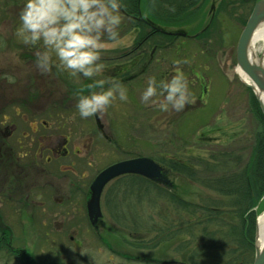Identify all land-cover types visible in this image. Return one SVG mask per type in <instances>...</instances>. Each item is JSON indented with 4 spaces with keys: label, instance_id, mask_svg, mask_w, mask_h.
Segmentation results:
<instances>
[{
    "label": "rangeland",
    "instance_id": "obj_1",
    "mask_svg": "<svg viewBox=\"0 0 264 264\" xmlns=\"http://www.w3.org/2000/svg\"><path fill=\"white\" fill-rule=\"evenodd\" d=\"M220 1L204 0L199 11L188 13L184 21H181L182 27L178 25L175 28H168L167 26L164 28L185 29L194 35L196 30L207 26L209 19L217 15V6ZM143 3L144 14L147 16L149 15L148 0H143ZM23 6L24 0H0V36L9 42L8 46L0 47V96H2L4 103L13 105L24 100L25 103L35 106L36 110L32 108L31 115L28 114L30 120L33 115H37L35 118H39L40 112L38 111L47 104L55 103V101L65 100L66 103L74 105L72 102L76 103L78 95H75V99H73L72 95L69 96L65 93L66 88L63 85L60 84L59 89H57L55 82L52 81L48 88L46 87L45 81L41 78L44 72L36 63L37 55L44 50L43 47L41 45H25L17 34L20 26L19 14ZM8 9H12V11L8 13ZM242 10L240 8L235 11L230 10L233 12L230 16L220 15L221 21L218 28L220 31L217 32L218 35L214 34L210 41L202 38L198 40L179 36L174 42L161 37L159 44L162 45L163 42L164 44L160 47L156 43L150 44L151 47L146 48L147 56L152 54L155 57L153 66L156 65V69L152 70L151 68L146 71L143 77L138 78L139 73L133 72L129 81L121 83L127 89V101L121 102L117 99L108 108L107 114L102 116L107 122L110 118L112 119V130L115 132L113 138L117 139L113 140V146L101 141L97 143L96 152L91 159L93 160L91 172L116 159L127 157L128 155L125 153L118 154L122 143L127 142L128 147L126 149L130 155L149 156L152 154L159 158L164 155L178 156L183 159L178 160L181 162L180 164L187 165L188 170L192 173V175L187 176L188 182L177 181L179 184L188 186V190H184L185 192L180 194L181 199L188 200V209L184 208L182 202L172 200L170 203L166 194L160 195V193L153 194V197L157 196L156 199L158 200L156 209L150 211L151 207L145 206V210H147L145 213L147 215L150 213L149 222H147V228L143 226V230L140 232H152L151 236H156L158 233L157 236L161 241L160 250H156L158 253L154 255L151 254V250H145L146 255H151L156 259L188 258L189 260L191 256L190 264H240V259L245 257L247 248L243 249L239 243L225 244L224 239H222L225 237L224 233L233 238L238 237L233 228L234 226L240 227V218L235 216L233 211L234 200L240 198L234 194H225L226 191L231 192V189L229 185H225L224 176L233 175L235 171L240 173L244 169L247 160L253 155L256 143L255 134L264 128V121L258 120L250 110L251 90L245 86L235 71L237 42L244 27L239 21ZM121 18L122 23L119 31L122 41L120 43H107L101 57L104 71H108L110 67L113 69L117 65H122L120 59L113 60L111 58L124 56L137 40L135 30L130 29V25L125 24L128 21H125L122 13ZM154 48H156L155 52H153ZM157 57L176 59L182 63L183 69L188 68V72L186 69L182 74L188 73L189 91L193 99L199 97L205 89L202 105H196L193 100L196 108L193 107L194 109L192 108L193 110L188 113L185 121L179 125L169 120L172 118V114H177V112L173 113L172 109L169 108L164 119L157 118L151 111L152 107H146L140 99L149 77H157V80L163 78L157 75V65H161L165 70L168 63H164L163 60L158 61ZM52 58H55L54 54H52ZM150 64L151 62L148 66ZM171 66L179 67L176 64ZM189 70H193V73L192 71L190 73ZM104 71L101 76L93 79L112 81L113 77L108 73L105 75ZM8 76L14 78V83L8 82L6 79ZM80 78L82 77L80 76ZM76 82L83 83L82 80ZM200 84L204 87L202 88ZM99 90L101 89L96 91ZM110 109L112 110L111 115L108 114ZM71 116L73 119L74 113ZM13 119L18 118L14 117ZM80 123L85 129L91 128V123L87 118L81 119ZM139 140L143 144L138 148L135 145ZM131 144H133V148ZM225 156L231 157L232 160L231 167H233L230 168L229 172L223 171L221 160ZM240 175L238 174L239 178ZM229 179L231 178L228 177ZM179 192L181 193L180 190ZM219 205H222L224 212L228 213L226 216L223 214L224 217L222 218V220H226V224H220L222 222L216 220L201 223V219H204L202 215L206 212L205 206L216 207ZM9 208L1 210L2 215H11L19 219L21 214L24 217L22 214L24 209H17L14 211L15 214H12ZM254 209L257 218L259 212L264 211V194ZM48 211L54 212L56 207L51 205L48 207ZM79 216L83 217L80 219L82 223L77 224L80 227V234L75 233L74 240L69 238L70 234L67 231L64 236L58 231L53 243L52 239H49L48 242L43 241L44 230H48L49 227L52 231L56 230V227L51 224H47L45 227L41 224L27 222L17 224V220L13 222V218L10 220L11 223L9 220L2 219L0 228L9 231L10 227L13 228L15 245L32 251L35 254L37 264H47L52 260H57L55 255H50L51 253L55 254L56 250L60 251L59 261L71 263V257L67 255L68 249L71 247V243L78 238L82 241V254L88 256L90 250L95 252L96 264H127L121 259L110 261L108 254L102 250L105 247L97 239L94 240L91 232L87 231L84 214L78 213ZM243 217L247 219V214H244ZM109 221L113 222L110 228L112 227L114 232L122 230V228L125 232L127 230L132 231L134 228L131 226L128 229L116 224L114 220L110 219ZM211 238L216 240H213L210 245L208 239ZM149 239L151 238L146 240ZM127 248L132 249V246Z\"/></svg>",
    "mask_w": 264,
    "mask_h": 264
},
{
    "label": "flooded vegetation",
    "instance_id": "obj_2",
    "mask_svg": "<svg viewBox=\"0 0 264 264\" xmlns=\"http://www.w3.org/2000/svg\"><path fill=\"white\" fill-rule=\"evenodd\" d=\"M10 11L12 9H8V13ZM122 13L128 18V25H130V29L135 30L136 37L139 36L145 24L148 25V32L151 29L156 30V25L151 24L142 10L135 14L123 11ZM138 22L144 23L142 27L136 25ZM195 35L197 34L188 36L187 33L186 36L195 38ZM175 40L176 38L172 39V42ZM8 43L4 37L0 36V47L8 46ZM143 44V42L135 41L131 50L124 56L111 58L113 60L120 59L122 65H117L113 69L110 67L108 71H104V74L108 73L113 77L112 81L124 83L129 81L133 72L139 73L138 78L143 77L146 71L151 68L155 70V64V66L153 64L148 66L150 61H155V57L145 56V51L141 48ZM52 59L53 65L48 71L42 70L44 75H41L47 88L52 82H55L57 89L61 84L66 88L65 93L69 96L72 95L73 99H75V95L89 93L88 84L92 83V80L72 76L59 66H55V58ZM156 59L168 63L165 70L161 65H157V75L163 77L161 79H170L177 69L181 73L186 69L188 72V68L183 69L182 63L176 59L172 60L173 58L167 57H157ZM173 64L179 65V67L171 66ZM191 71L193 73V70ZM191 71L189 70L190 73ZM184 77L188 81V73ZM77 80H82L83 83H77ZM112 81L106 80L103 88L109 86ZM200 85L202 88L204 87V85ZM97 89L100 88H94L91 91ZM204 92L205 89L199 97L193 99L196 105H202ZM72 103L74 105L61 100L47 104L38 111L40 112L39 118H35L37 115H33L34 118L29 120L31 109L36 110L35 106L25 103L24 100L13 105L4 103L0 96V221L6 219L10 222L14 218L11 215H2L1 210L10 207V213L15 214L14 211L17 209H24L26 211L22 212L24 217L20 214L19 219L14 218L13 222L17 220V224L36 223L44 227L47 224L54 225L55 231L49 227L42 234L43 241L48 242L49 239H52L53 243L58 231L63 236L67 231L71 240H74L75 233L80 234V227L77 224L82 223L80 219L83 217H78V213L82 212L87 222V231L91 232L94 240L97 239L105 247L102 250L108 254V259L112 262L121 259L127 264H190L188 258L159 260L151 255H146L145 250H151V254L156 255L158 253L156 250L161 248V241L157 236L158 233L156 236H151L152 232H140L143 230V226L147 228V222H149L150 213L146 214L145 206L151 207L150 211L156 209L158 200L157 196L153 197L155 193L166 194L169 202L172 200L182 202L185 205L184 208L188 209V200L181 199L180 195L188 190V186L177 183V181L188 182L187 176L192 175L187 165L180 164L181 162L178 161L183 159L174 155H164L161 157L162 159L152 154L149 156L130 155L126 149L128 147L126 142L122 143L121 149L117 152L118 154L125 153L128 155L127 157L116 159L91 172L93 162L91 159L96 152L97 143L101 141L113 146V140L117 139L113 138L115 132L112 130V119L110 118L111 121L107 122L102 117L103 115L89 117L87 120L91 123V128L85 129L83 125L81 126L76 103ZM193 107L196 108L194 103L186 105L179 112L172 109V112H177V114H172L170 122L176 125L184 122L188 113L194 109ZM151 111L157 118L163 119L167 113V111L161 113L162 111L156 107H152ZM72 113H74L73 119ZM108 114H112L111 109ZM14 117L18 119H13ZM136 144L135 146L139 148L143 142L139 140ZM131 145L133 148V144ZM141 157H148L162 166L166 172L163 179L152 180L133 173L114 178L106 184L102 191L100 198L102 214L93 224L88 212V202L92 195L91 185L96 176L112 164ZM51 205L56 207V211H48V207ZM109 218L122 227L129 229L132 226L131 228H134L132 231L125 232L122 228L117 231L118 233L114 232L112 227L110 228L113 222L109 221ZM12 231L11 227L10 231L0 228V264H37L32 251L15 245ZM148 238L151 239L146 240ZM112 239L114 240L112 241ZM128 246H132V249H128ZM81 248L82 241L78 238L71 243V247L68 249L67 255L71 257V263L59 261L60 251L56 250L55 254L51 253L50 255H55L57 260H52L47 264H96L95 252L90 250L87 256L82 254Z\"/></svg>",
    "mask_w": 264,
    "mask_h": 264
},
{
    "label": "clouds",
    "instance_id": "obj_3",
    "mask_svg": "<svg viewBox=\"0 0 264 264\" xmlns=\"http://www.w3.org/2000/svg\"><path fill=\"white\" fill-rule=\"evenodd\" d=\"M121 7L122 0H24L17 34L25 45L43 47L37 66L48 71L54 54L57 66L64 71L92 80L89 93L78 95L76 108L81 119L100 117L117 99H128L127 89L119 81L105 89V80L93 79L104 71L101 57L107 43L122 41ZM6 79L14 83L13 77ZM94 88L101 90L91 91ZM140 99L146 107L161 111L171 108L179 112L193 103L188 81L178 69L167 80L149 77ZM262 217L264 211L259 212L258 223Z\"/></svg>",
    "mask_w": 264,
    "mask_h": 264
},
{
    "label": "trees",
    "instance_id": "obj_4",
    "mask_svg": "<svg viewBox=\"0 0 264 264\" xmlns=\"http://www.w3.org/2000/svg\"><path fill=\"white\" fill-rule=\"evenodd\" d=\"M202 1L203 0H148L147 8L149 15H147V17L151 22L157 24L159 23L160 25L167 26L168 28L178 27V25L182 27V25L180 24L181 21H184L185 17L188 16V13H196L197 11H199L200 8L198 7V5ZM256 1L257 0H221L219 5L217 6V15L209 19L210 21L207 26L202 27L200 30H196L195 33H199L198 35H196V39L200 40L202 38L210 41L211 39H213L214 34L218 35L217 32L220 31L218 29L220 27L221 21L220 15L225 16L226 14V16H230L232 15L231 13H233L230 12V10L235 11L238 8L243 9L239 21L240 23H242V25H245ZM139 10L144 11L143 0H122L121 11L128 14H135L138 13ZM125 21H129L128 18L125 19ZM125 24L127 25L128 22ZM142 24L144 23H136V25L140 27H142ZM147 26V24L143 25V30L136 40L137 42L144 43L141 48L145 51L146 57H148L146 48L151 47L150 44L156 43L158 47H160L164 44V42L162 45L159 44L161 43V37L162 39H167L169 41H172V39L175 38L172 35L158 32L155 29H151L148 32ZM185 31L189 36V31ZM150 62V65L152 66L153 62ZM249 106L251 112L255 114V117L260 121H264V117L260 110L258 101L253 93L251 94ZM255 135L256 143L253 149V155L249 158V160H247L244 169L241 170L240 173H236L235 171L233 175L224 176V181L226 182H224L225 185H229V188L231 189V192L226 191L225 194H234L240 198L234 200L235 205L233 207L235 216L237 215L240 218V227L234 226L233 228V231L238 235V237L233 238L228 233V236L224 233L225 237L222 239H224L225 244L239 243V246L243 249L247 248V251H245L247 253L245 254V257H242L240 259V264H251L253 261V241L256 228V212L254 208L256 207L259 199L264 194V128L257 131ZM223 160H221L223 171L229 172L231 170L230 168L233 167H231V157L227 158L225 156ZM238 174H241L240 178L238 177ZM228 177L231 179L228 180ZM222 207V205L216 207L205 206L204 210L206 212L202 215L204 219H201V223L205 221L211 222L216 220L218 222H222L220 224H226V220H222V218L228 215V213H225ZM192 212L194 213V211ZM223 214L225 215L223 216ZM244 214H247V219L243 217ZM206 226L208 227V224ZM208 240L210 241L211 245L212 241L216 239L211 238ZM189 260L192 261L191 256L189 257Z\"/></svg>",
    "mask_w": 264,
    "mask_h": 264
},
{
    "label": "water",
    "instance_id": "obj_5",
    "mask_svg": "<svg viewBox=\"0 0 264 264\" xmlns=\"http://www.w3.org/2000/svg\"><path fill=\"white\" fill-rule=\"evenodd\" d=\"M262 24H264V0H258L255 3L240 34L236 47V58L237 67L249 77L252 83H246L243 80L242 82H244V84L254 92L264 116V104L259 97V93L264 94V63L262 61L255 60L251 54V42L253 35L257 28ZM158 30L163 31L161 28ZM168 33L185 34L183 32ZM128 173L140 174L152 180H161L166 172L162 166L155 163L148 157L120 161L105 168L98 174L91 185L92 195L88 202V212L93 224L96 223L102 214L100 198L106 184L114 178ZM256 235L255 259L253 264H264V246L260 248L257 244L258 230Z\"/></svg>",
    "mask_w": 264,
    "mask_h": 264
},
{
    "label": "bare ground",
    "instance_id": "obj_6",
    "mask_svg": "<svg viewBox=\"0 0 264 264\" xmlns=\"http://www.w3.org/2000/svg\"><path fill=\"white\" fill-rule=\"evenodd\" d=\"M251 54L255 60L262 61L264 63V24L260 25L253 35L251 42ZM235 71L238 76H240L241 80L246 83H252L249 77L240 68L236 67ZM259 97L264 104V94L259 93ZM257 244L260 248L264 246V217H262L258 223Z\"/></svg>",
    "mask_w": 264,
    "mask_h": 264
}]
</instances>
